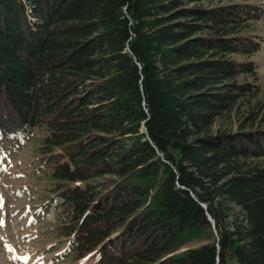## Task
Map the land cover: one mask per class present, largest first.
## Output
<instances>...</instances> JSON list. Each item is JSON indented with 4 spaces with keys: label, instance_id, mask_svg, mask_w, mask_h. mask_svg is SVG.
Returning <instances> with one entry per match:
<instances>
[{
    "label": "trees",
    "instance_id": "16d2710c",
    "mask_svg": "<svg viewBox=\"0 0 264 264\" xmlns=\"http://www.w3.org/2000/svg\"><path fill=\"white\" fill-rule=\"evenodd\" d=\"M205 1L0 0V141L45 130L63 254L264 264V131L214 129L258 88L230 57L259 51L258 11Z\"/></svg>",
    "mask_w": 264,
    "mask_h": 264
},
{
    "label": "rangeland",
    "instance_id": "374dc122",
    "mask_svg": "<svg viewBox=\"0 0 264 264\" xmlns=\"http://www.w3.org/2000/svg\"><path fill=\"white\" fill-rule=\"evenodd\" d=\"M203 5H247L258 11L240 33L259 37V51L248 56L230 55L236 60L254 62V74L239 75L236 81L258 88L241 94L231 111L219 117L214 129L264 131V0H207ZM45 134L43 128H36L20 144L0 141V264H93L90 256L75 259L63 254L69 221L54 190L62 184H55L54 188L41 171L38 148Z\"/></svg>",
    "mask_w": 264,
    "mask_h": 264
},
{
    "label": "water",
    "instance_id": "95a60500",
    "mask_svg": "<svg viewBox=\"0 0 264 264\" xmlns=\"http://www.w3.org/2000/svg\"><path fill=\"white\" fill-rule=\"evenodd\" d=\"M143 128H145V127L143 126ZM201 206H202L203 209L206 211V204L201 203ZM206 214H207V217H208L209 222L211 223V225H212V227H213V229H214V228H215V224H214L213 219H212L211 216L207 213V211H206Z\"/></svg>",
    "mask_w": 264,
    "mask_h": 264
}]
</instances>
